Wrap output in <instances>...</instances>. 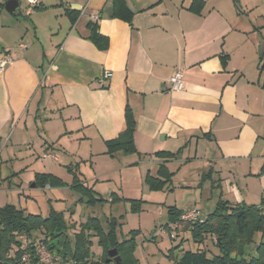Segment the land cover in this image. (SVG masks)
<instances>
[{
    "label": "crops",
    "instance_id": "crops-1",
    "mask_svg": "<svg viewBox=\"0 0 264 264\" xmlns=\"http://www.w3.org/2000/svg\"><path fill=\"white\" fill-rule=\"evenodd\" d=\"M9 1L19 2L16 14ZM20 1L25 19L0 22V61L11 60L0 72V149H106L128 107L138 154L212 149L208 165L234 162L230 175L260 187L252 205L264 200V36L230 0H201L199 13L189 10L194 0H124L130 23L114 17L110 0H38L31 9L0 0V11L17 18ZM89 24L107 49L89 39ZM177 70L184 89L171 92ZM104 73L111 77L100 86ZM27 168L57 177L39 160ZM228 184L234 203L245 204ZM164 193L148 195L162 201Z\"/></svg>",
    "mask_w": 264,
    "mask_h": 264
},
{
    "label": "rangeland",
    "instance_id": "rangeland-1",
    "mask_svg": "<svg viewBox=\"0 0 264 264\" xmlns=\"http://www.w3.org/2000/svg\"><path fill=\"white\" fill-rule=\"evenodd\" d=\"M20 4L21 14L17 18L2 10L0 22L4 19L12 22L24 20L25 2L20 1ZM230 9L243 21L256 25V31H261L264 36V0H230ZM256 48L261 52L260 45ZM261 59L264 63V57ZM143 150L145 152L141 154L137 150L128 154L119 152L118 158H113L106 154V149H0V207L11 205L42 218L51 212L58 213L71 235L79 233L90 219H97L106 232L110 219H114L117 241L133 240V256L137 264H172L168 256L170 251L174 257L183 251L204 249L209 255L216 254L217 249L210 239L197 244L191 233L181 230V226L176 232L170 222L169 211L197 209L201 219H205L220 200L235 204L236 194L230 191L228 180L239 189L246 205L254 204V200L259 198V185L243 175L235 179L232 174L237 169L232 161H216L208 165L206 159L211 158L212 149ZM160 152L173 153L176 157L162 158L158 156ZM43 154H50L59 161L44 159ZM34 160L41 161L47 168L53 166L57 177L52 176L59 179L62 186L49 189L36 186L35 171L27 168ZM161 165L171 176L164 188L165 199L158 201L159 194L149 197L145 178L147 174L158 177ZM211 168L213 170L208 177L206 173ZM105 172L111 180L102 177ZM228 172L233 173L230 175ZM77 180L93 191L91 196L94 199L103 202L90 203L91 196H84L73 189ZM112 195L134 202H110ZM141 201L146 203L139 204V209L132 208ZM153 201L160 203H150ZM88 234L91 236V252L97 257L101 254L99 239L93 232ZM260 240V233H255L252 244L245 248L246 258L255 255V247ZM40 251L44 262L55 264L45 251Z\"/></svg>",
    "mask_w": 264,
    "mask_h": 264
},
{
    "label": "trees",
    "instance_id": "trees-1",
    "mask_svg": "<svg viewBox=\"0 0 264 264\" xmlns=\"http://www.w3.org/2000/svg\"><path fill=\"white\" fill-rule=\"evenodd\" d=\"M114 10V17L130 23L133 13L127 8L124 0H110ZM203 4L201 0H194L189 10L199 13ZM89 39L100 50L108 47V40L97 32L95 25L89 24ZM223 58V63L225 64ZM135 122L131 110L126 107L124 112V130L116 139L105 142L106 154L113 156L115 153L124 154L135 152L133 135ZM162 158H175L176 154L160 152ZM170 174L161 165L158 177L146 175V184L150 191H162L170 182ZM35 185L42 188L49 186L60 187L59 179L49 174L36 175ZM84 196H91L92 190L82 185L78 180L72 186ZM113 196V195H112ZM115 200L129 201L113 196L110 202ZM103 202L91 196L90 203ZM136 204V203H135ZM132 205V208L139 209ZM264 200L259 205L230 204L220 200L215 209L205 219L200 218L194 222H179L183 211L170 210V222L177 224L176 232L189 231L192 240L197 244H203L208 238L217 249L216 254L209 255L207 250L183 251L180 256L174 257L169 252L172 264H264ZM179 226V227H178ZM116 222L110 219L108 229L104 232L97 219H90L82 226L81 231L74 235L69 234V228L58 213L51 212L47 217L26 214L14 206L0 207V264H47L41 257V251H45L55 264H117L113 259L109 260L108 251L117 250L120 258L118 264H137L133 256V240L121 243L117 241L115 234ZM168 227V226H167ZM93 232L99 239L101 254L97 257L91 252V236ZM255 233H260L261 240L255 247V255L245 257V248L252 244ZM106 260H109L106 263Z\"/></svg>",
    "mask_w": 264,
    "mask_h": 264
},
{
    "label": "built area",
    "instance_id": "built-area-1",
    "mask_svg": "<svg viewBox=\"0 0 264 264\" xmlns=\"http://www.w3.org/2000/svg\"><path fill=\"white\" fill-rule=\"evenodd\" d=\"M38 0H26L27 4L29 5V9L33 8L34 6H36ZM11 62V60L9 58H3L0 61V72L3 71V69L5 68V66L7 64H9ZM111 77L110 73H104L102 75V77H100L98 79V84L100 86H104L105 85V81L108 80ZM169 89L171 92H179L182 91L184 89V81H183V72L180 70L175 71V73L170 77L169 79ZM44 158L46 157H50L54 160H56L53 156L51 155H44ZM48 187V186H46ZM200 211L197 209H191L188 210L186 212H184L180 219L179 222H194L197 219L200 218ZM177 227V224L173 225V228L175 229Z\"/></svg>",
    "mask_w": 264,
    "mask_h": 264
},
{
    "label": "water",
    "instance_id": "water-1",
    "mask_svg": "<svg viewBox=\"0 0 264 264\" xmlns=\"http://www.w3.org/2000/svg\"><path fill=\"white\" fill-rule=\"evenodd\" d=\"M6 10L11 13V14H16L19 11V2L17 1H9L6 6H5ZM107 15H111V11H109V13H106ZM264 210V208H263ZM108 256H109V260L113 259L115 261V263H119L120 262V257L117 255V250L116 249H112L110 251H108ZM109 260H106V263H108Z\"/></svg>",
    "mask_w": 264,
    "mask_h": 264
}]
</instances>
